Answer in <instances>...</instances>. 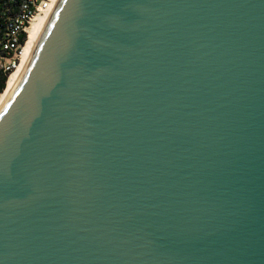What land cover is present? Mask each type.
<instances>
[{
  "label": "water",
  "instance_id": "1",
  "mask_svg": "<svg viewBox=\"0 0 264 264\" xmlns=\"http://www.w3.org/2000/svg\"><path fill=\"white\" fill-rule=\"evenodd\" d=\"M0 264H264V0H60L0 110Z\"/></svg>",
  "mask_w": 264,
  "mask_h": 264
},
{
  "label": "built area",
  "instance_id": "2",
  "mask_svg": "<svg viewBox=\"0 0 264 264\" xmlns=\"http://www.w3.org/2000/svg\"><path fill=\"white\" fill-rule=\"evenodd\" d=\"M59 1L0 0V72L7 79L24 59L34 22L49 20Z\"/></svg>",
  "mask_w": 264,
  "mask_h": 264
},
{
  "label": "bare ground",
  "instance_id": "3",
  "mask_svg": "<svg viewBox=\"0 0 264 264\" xmlns=\"http://www.w3.org/2000/svg\"><path fill=\"white\" fill-rule=\"evenodd\" d=\"M50 19L46 18H39L36 22H34L31 30H30V39L27 45L26 54L21 65L14 71L7 79L6 88L2 94H0V110L2 109L3 105L7 101L8 97L12 93L13 89L19 82L20 78L24 74L25 70L27 69L30 60L35 52V49L41 40Z\"/></svg>",
  "mask_w": 264,
  "mask_h": 264
},
{
  "label": "trees",
  "instance_id": "4",
  "mask_svg": "<svg viewBox=\"0 0 264 264\" xmlns=\"http://www.w3.org/2000/svg\"><path fill=\"white\" fill-rule=\"evenodd\" d=\"M7 75L0 72V94H2L6 88Z\"/></svg>",
  "mask_w": 264,
  "mask_h": 264
},
{
  "label": "rangeland",
  "instance_id": "5",
  "mask_svg": "<svg viewBox=\"0 0 264 264\" xmlns=\"http://www.w3.org/2000/svg\"><path fill=\"white\" fill-rule=\"evenodd\" d=\"M7 82V81H6Z\"/></svg>",
  "mask_w": 264,
  "mask_h": 264
}]
</instances>
